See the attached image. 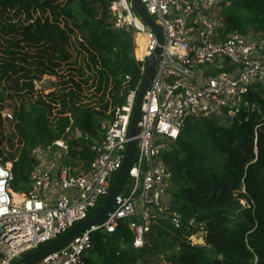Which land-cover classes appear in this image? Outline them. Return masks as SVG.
<instances>
[{"label":"trees","instance_id":"1","mask_svg":"<svg viewBox=\"0 0 264 264\" xmlns=\"http://www.w3.org/2000/svg\"><path fill=\"white\" fill-rule=\"evenodd\" d=\"M110 1L0 0V35L6 43L0 41L1 109L8 89L33 92L42 75L55 74L62 63L71 66L58 89L14 106L7 140L13 153H4L0 130V162H11L14 192L31 187L36 163L31 149L37 145L62 139L68 145L64 164L76 173L87 170L91 145L104 133L102 124L112 119L126 90L139 87L142 75L132 55L131 33L112 26ZM221 7L224 34L264 38V0H228ZM85 90L96 97L90 105L78 102ZM249 101L259 114L241 110L228 124L215 116L186 119L161 154L170 173V205L183 220L203 224V244L192 243L197 229L174 228L160 220L145 235L144 245L135 248L128 219H121L113 233L92 234L84 264H152L151 258L160 254L166 264H264L262 85L249 93ZM53 105L58 107L55 115ZM1 124L0 116V129ZM74 130L79 136L69 135Z\"/></svg>","mask_w":264,"mask_h":264},{"label":"built area","instance_id":"2","mask_svg":"<svg viewBox=\"0 0 264 264\" xmlns=\"http://www.w3.org/2000/svg\"><path fill=\"white\" fill-rule=\"evenodd\" d=\"M139 1L160 26L162 44L143 96L125 182L101 222L82 230L67 246L37 264H84L92 234L113 233L121 219H128L135 248L144 245L145 235L160 220L174 228L197 229L192 243L203 244L199 236L203 224L195 218L183 220L170 205V173L161 154L177 139L186 119L215 116L228 124L241 110L260 113L249 101V93L258 85L264 87V38L260 34H224L220 11L221 3L228 0ZM109 7L112 26L131 33L132 55L140 63L142 75L158 45L156 37L134 11L131 0H111ZM124 79L129 81V75ZM137 90L128 88L112 119L102 124L104 133L91 145L93 158L87 170L76 173L75 168L64 164L67 145L55 140L45 150L57 147L60 161L47 167L35 164L31 187L19 193L11 189L10 168L0 162V264H12L64 234L87 219L89 211L106 196L111 177L122 164ZM0 116L12 118L1 108ZM32 151L44 149L37 146ZM43 153L39 161L49 152Z\"/></svg>","mask_w":264,"mask_h":264},{"label":"water","instance_id":"3","mask_svg":"<svg viewBox=\"0 0 264 264\" xmlns=\"http://www.w3.org/2000/svg\"><path fill=\"white\" fill-rule=\"evenodd\" d=\"M131 3L134 11L154 33L158 45L156 46L155 50L146 62V66L141 77V82L137 90L134 107L130 119V125L128 129L129 140L126 144L122 164L116 172L115 177L113 178V181L104 198L103 203L93 215L69 228L64 234L60 235L59 237L55 238L44 246H41L40 248L28 254H25L21 258L14 261L12 264H37L43 258L67 246L69 242L82 230H85L92 225L98 224L105 218L108 212L112 209L116 196L120 193L122 189V186L127 176V171L131 165L134 154L135 136L137 134L138 121L140 118L143 96L145 94L153 71L159 59L161 51L160 45L162 44V32L160 26L154 23L153 19L146 13L139 0H131Z\"/></svg>","mask_w":264,"mask_h":264},{"label":"rangeland","instance_id":"4","mask_svg":"<svg viewBox=\"0 0 264 264\" xmlns=\"http://www.w3.org/2000/svg\"><path fill=\"white\" fill-rule=\"evenodd\" d=\"M154 19H156V17H154ZM0 41L3 44H6L5 41L3 40V37H1V35H0ZM3 47L4 46H1V49ZM28 49H29V47L24 48V50H28ZM135 53H136V55H138L137 48H136V52ZM133 54H134V50H133ZM69 67H71V66L70 65H66L65 63H62L60 67H56L55 74H44V75H42L40 77L39 81H37L36 84H35V91L30 92V93H28L26 91L13 92V90L8 89L9 85H10V82L5 80L6 82L4 81L2 83H3V85H6V87L8 89V94H6L4 103L2 104L3 105V109L8 110L11 114H13L14 106L17 105L21 99L25 98L24 100H29L31 102H34L39 95H43V97H44L46 94L58 89L59 86L61 85L62 81L67 79L68 72H69V70H68ZM15 93H18V95H14ZM9 94H12L13 97L12 96H7ZM45 99L49 100L50 98H49V96H46ZM95 100H96V97L94 98L92 96L91 90H85L84 93L82 94V96L80 97L78 102L81 103V104L90 105ZM57 108L58 107L56 105H53V109H52L53 115H55ZM1 119H2V124H1V129L0 130L2 131L1 133H2V137H3L1 146L4 149V153L6 155H8L10 153H13V151L9 149L8 141H7L9 139V135L12 133L13 119L12 118L11 119H4L2 117H1ZM69 135H71L72 137L73 136L77 137V136H79V131L78 130H74L73 133H69ZM16 140H17V138L15 137L13 139V141L16 142ZM65 144L67 145L66 142H65ZM37 146L42 147V149H44L45 152H49L43 158L44 163L50 164V163H52L54 161L55 162H59L60 161V158L56 155L57 154L56 152H58L57 147L52 146L50 150H45L48 145L47 146L37 145ZM37 146H35V147H37ZM35 147H33V148H35ZM32 149H31V156L35 159V161H36L35 164H38L39 163V159L44 154L43 153L44 151L43 152L40 151L38 153H34L32 151ZM67 149H68V145H67ZM5 165L10 168L11 167V162H7ZM115 174L112 175V177H111L112 179L115 177ZM104 198L105 197H102L100 199V201L98 202V205H97V207L95 209H92V210L89 211V216L93 215L97 211V209L103 203ZM200 235L204 236V233L202 232L201 234H199V236ZM194 240H196V238H194ZM42 246H44V245H42ZM162 256H163L162 254H160L159 256H157V255L153 256L151 258V263L152 264H166V262L163 260Z\"/></svg>","mask_w":264,"mask_h":264},{"label":"crops","instance_id":"5","mask_svg":"<svg viewBox=\"0 0 264 264\" xmlns=\"http://www.w3.org/2000/svg\"><path fill=\"white\" fill-rule=\"evenodd\" d=\"M39 162H40V164H41L42 166H46V167L49 166L48 163H44V160H43V159H41Z\"/></svg>","mask_w":264,"mask_h":264},{"label":"snow or ice","instance_id":"6","mask_svg":"<svg viewBox=\"0 0 264 264\" xmlns=\"http://www.w3.org/2000/svg\"><path fill=\"white\" fill-rule=\"evenodd\" d=\"M173 135H175V133H173Z\"/></svg>","mask_w":264,"mask_h":264},{"label":"bare ground","instance_id":"7","mask_svg":"<svg viewBox=\"0 0 264 264\" xmlns=\"http://www.w3.org/2000/svg\"><path fill=\"white\" fill-rule=\"evenodd\" d=\"M15 197H16V195H15Z\"/></svg>","mask_w":264,"mask_h":264}]
</instances>
